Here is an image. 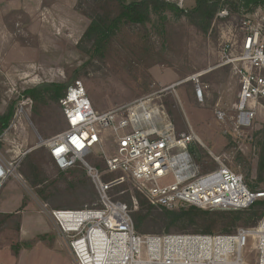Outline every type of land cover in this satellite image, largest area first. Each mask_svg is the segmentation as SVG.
I'll return each mask as SVG.
<instances>
[{"label": "rangeland", "instance_id": "1", "mask_svg": "<svg viewBox=\"0 0 264 264\" xmlns=\"http://www.w3.org/2000/svg\"><path fill=\"white\" fill-rule=\"evenodd\" d=\"M170 1L183 9L195 2ZM85 12L113 16L118 7L113 0H0V116L14 107L9 126L0 134V152L8 159L19 155L16 175L0 188V264H74L48 210L98 202L83 168L60 171L52 161L46 143L67 126L61 104L36 103L24 95L41 83L81 81L98 113L152 99L164 107L176 134L195 137L190 148L202 173L225 165L241 174L252 190L264 191V169H259L264 107H258L252 126L237 127L240 82L226 57L230 47L234 51L240 44L239 23L247 13L220 10L204 33L188 18L166 11L146 24L122 25L104 55L91 58L85 53L90 43H81L91 22ZM197 75L206 86L204 103L194 95L191 78ZM167 101L179 111L176 120ZM219 110L226 112L224 120L218 118ZM111 140L107 131L104 149L110 154ZM87 159L104 164L100 149ZM31 168L39 179L36 186L23 171ZM120 187L114 197L139 210L137 195L142 193L136 183L127 178ZM247 224L246 219L240 222ZM147 227L153 234H165L166 222L149 221ZM179 231L173 227L170 233Z\"/></svg>", "mask_w": 264, "mask_h": 264}, {"label": "built area", "instance_id": "2", "mask_svg": "<svg viewBox=\"0 0 264 264\" xmlns=\"http://www.w3.org/2000/svg\"><path fill=\"white\" fill-rule=\"evenodd\" d=\"M239 33V46L226 53L240 82L238 128L252 126L258 107H264V9L244 15ZM191 80L196 99L204 103L206 86L199 75ZM61 107L67 127L46 143L52 161L60 171L83 168L98 195L93 207L48 210L74 264H251L253 260L264 264V213L255 226L239 227L233 233L135 231L134 209L112 194L127 178L160 209L194 205L245 210L264 199V191L252 190L241 174L225 165L202 173L190 148L195 137L176 134L163 106L141 99L98 113L82 82L76 80ZM217 116L224 120L226 112L219 110ZM107 131L112 136L111 154L104 149ZM97 149L104 168L87 159ZM18 158L8 159L0 152V188L16 175ZM115 171L119 174L110 176Z\"/></svg>", "mask_w": 264, "mask_h": 264}, {"label": "trees", "instance_id": "3", "mask_svg": "<svg viewBox=\"0 0 264 264\" xmlns=\"http://www.w3.org/2000/svg\"><path fill=\"white\" fill-rule=\"evenodd\" d=\"M113 2L118 7V12L113 16L110 14L83 13L91 19V22L81 38V43H90V50L85 51V53L89 54L91 58L104 55L106 44L122 25L146 24L154 16L166 11L188 18L197 29L207 33L220 10L228 9L251 14L258 9H264V0H195L193 6L185 9L170 0H113ZM70 83L71 81L41 83L34 88L27 89L24 95L36 103L47 104L49 101H55L61 104V100L71 85ZM166 104L170 108L169 115L173 116L175 120L179 118V111L172 109L174 107L173 101H167ZM13 115L14 107L12 105L0 116V134L9 126ZM177 131L181 132V130ZM192 152L195 162L200 165L197 154ZM23 165H25L24 162ZM97 165L100 168L104 166V164ZM259 169L261 171L264 169V149L260 158ZM23 171L32 186L39 184V179L37 176L34 177L32 173L33 168ZM120 186L122 184L113 188L112 194L121 192ZM137 200L139 210L133 213V222L135 231L139 234L155 233L147 227V223L156 220L166 222L163 233H170L173 227H178L181 233H233L237 228L243 227L240 225L242 220L246 219L247 225L255 226L264 213V199L257 200L245 210H225L222 212L202 209L194 205L173 210L160 209L151 204L142 194L137 195ZM121 201L126 202L127 200ZM154 210L158 212V215L153 213Z\"/></svg>", "mask_w": 264, "mask_h": 264}, {"label": "bare ground", "instance_id": "4", "mask_svg": "<svg viewBox=\"0 0 264 264\" xmlns=\"http://www.w3.org/2000/svg\"><path fill=\"white\" fill-rule=\"evenodd\" d=\"M232 51H233V48H232Z\"/></svg>", "mask_w": 264, "mask_h": 264}, {"label": "crops", "instance_id": "5", "mask_svg": "<svg viewBox=\"0 0 264 264\" xmlns=\"http://www.w3.org/2000/svg\"><path fill=\"white\" fill-rule=\"evenodd\" d=\"M180 1V0H179Z\"/></svg>", "mask_w": 264, "mask_h": 264}]
</instances>
